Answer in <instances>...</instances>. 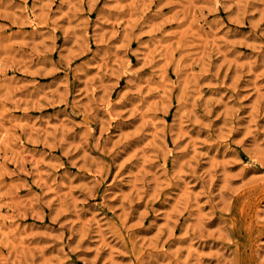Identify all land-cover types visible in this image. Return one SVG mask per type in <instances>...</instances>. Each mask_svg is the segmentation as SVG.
<instances>
[{
  "label": "rangeland",
  "instance_id": "obj_1",
  "mask_svg": "<svg viewBox=\"0 0 264 264\" xmlns=\"http://www.w3.org/2000/svg\"><path fill=\"white\" fill-rule=\"evenodd\" d=\"M0 264H264V0H0Z\"/></svg>",
  "mask_w": 264,
  "mask_h": 264
}]
</instances>
